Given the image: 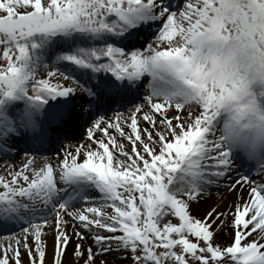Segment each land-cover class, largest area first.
<instances>
[{
  "label": "snow or ice",
  "instance_id": "6c2138e0",
  "mask_svg": "<svg viewBox=\"0 0 264 264\" xmlns=\"http://www.w3.org/2000/svg\"><path fill=\"white\" fill-rule=\"evenodd\" d=\"M21 141L0 264H264V0H0Z\"/></svg>",
  "mask_w": 264,
  "mask_h": 264
},
{
  "label": "bare ground",
  "instance_id": "6f19581e",
  "mask_svg": "<svg viewBox=\"0 0 264 264\" xmlns=\"http://www.w3.org/2000/svg\"><path fill=\"white\" fill-rule=\"evenodd\" d=\"M86 127V126H85ZM84 131V130H83ZM76 132L78 133V135H76L77 136V139H81L82 138V133L83 132H81V131H77L76 130ZM97 135H99L98 133H97ZM77 139L76 138H74V140L73 141H77ZM24 143V142H23ZM55 149H53V151H54ZM21 153H17V154H15V155H4V154H2V153H0V171H3V169L7 166V163H14V162H17V161H19V159H20V157H21ZM235 192V191H234ZM214 196V195H213ZM212 195H211V197H210V199H208L206 202H212L213 203V200H212V197H213ZM225 197L226 198H224V200H223V198H222V202H225V203H228V202H230V198H228V196H226L225 195ZM214 198V197H213ZM218 202H220V201H218ZM198 208V207H197ZM195 206H194V210L195 211H197L196 209H197ZM227 237L225 236L224 237V239H226ZM48 239H49V243H51V234H49V236H48Z\"/></svg>",
  "mask_w": 264,
  "mask_h": 264
},
{
  "label": "rangeland",
  "instance_id": "374dc122",
  "mask_svg": "<svg viewBox=\"0 0 264 264\" xmlns=\"http://www.w3.org/2000/svg\"><path fill=\"white\" fill-rule=\"evenodd\" d=\"M234 191H236V190H233V192ZM211 195L214 197H212V200H213V202H218V201H222V198H223V200H224V198H226L225 197V195L226 196H228V198H231V196H232V193H230V192H227V191H224L223 190V186H221V188H220V190H219V192L217 191V189H215V188H213L212 189V192H211ZM206 203H212V202H206ZM225 203V202H224ZM204 207V205L202 204V205H200L196 210L197 211H201L202 210V208Z\"/></svg>",
  "mask_w": 264,
  "mask_h": 264
}]
</instances>
